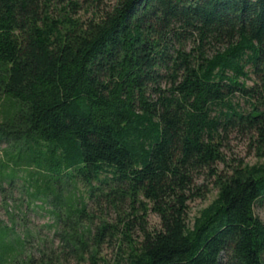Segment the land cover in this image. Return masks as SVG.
<instances>
[{"label":"trees","instance_id":"1","mask_svg":"<svg viewBox=\"0 0 264 264\" xmlns=\"http://www.w3.org/2000/svg\"><path fill=\"white\" fill-rule=\"evenodd\" d=\"M1 97L0 264H264V0H0Z\"/></svg>","mask_w":264,"mask_h":264},{"label":"rangeland","instance_id":"2","mask_svg":"<svg viewBox=\"0 0 264 264\" xmlns=\"http://www.w3.org/2000/svg\"><path fill=\"white\" fill-rule=\"evenodd\" d=\"M108 1H105L107 3ZM109 3V2H108ZM85 12L83 10L79 11L78 15H83ZM85 16V15H83ZM250 83V82H249ZM8 103L5 102V99L3 97L0 98V120L2 111L4 108L6 109ZM254 144H249L248 136L239 134L237 132H231L228 134V136L225 139L224 147L222 148L223 153L226 155V163H230V165H233L237 163L238 161H243L245 163L249 164H255V163H263L264 164V151L256 150ZM220 168H224V166L220 165ZM204 177H199L197 180L198 184H204L202 191L204 195L202 197L193 198L188 202V217H187V223L191 225L193 223V220L195 216L198 215L199 211L206 206H208L216 197L217 190L213 188L212 184L209 183V180H205ZM82 189V188H80ZM208 190V191H206ZM81 191V190H80ZM9 199L7 201L8 207L11 206V209H8L9 211L14 210V206L16 204V207H18L19 204L23 203L22 194L19 190H15L12 193L8 192ZM4 204L2 201V198L0 197V221L7 222L8 216L6 214V210L4 209ZM24 206V205H23ZM25 208H23L24 210ZM25 211V210H24ZM27 220L29 221V224L26 226L28 230H30L33 234H35V238L32 242V247L34 248L35 256L38 254L37 249L41 248L43 242H46V246L48 248H51L52 245L57 246L58 241L54 240L53 237V230L49 228V224L52 223V219H50V215L46 214L45 211L35 209L27 211ZM255 215L258 216L263 222H264V206H256L254 208ZM23 211L22 213L17 214L16 213V230L19 234L24 232L22 224L20 223V220L23 218ZM26 216V214H25ZM147 223L149 227H157L159 224V219L157 215L153 214L152 212H149L147 215ZM48 226V227H47ZM40 245V246H39ZM42 249V248H41ZM103 254L106 256L107 259L112 258V251L109 248H104ZM63 264H77L74 259H69L63 261Z\"/></svg>","mask_w":264,"mask_h":264}]
</instances>
